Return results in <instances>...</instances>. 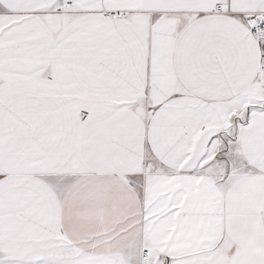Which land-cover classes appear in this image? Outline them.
<instances>
[{
	"label": "crops",
	"instance_id": "obj_1",
	"mask_svg": "<svg viewBox=\"0 0 264 264\" xmlns=\"http://www.w3.org/2000/svg\"><path fill=\"white\" fill-rule=\"evenodd\" d=\"M256 13L264 0H0V264H134L141 246L264 264V107L237 134L246 171L211 173L264 98Z\"/></svg>",
	"mask_w": 264,
	"mask_h": 264
},
{
	"label": "rangeland",
	"instance_id": "obj_2",
	"mask_svg": "<svg viewBox=\"0 0 264 264\" xmlns=\"http://www.w3.org/2000/svg\"><path fill=\"white\" fill-rule=\"evenodd\" d=\"M259 107H264V98H257V99H252L249 100L248 102H245L243 104L244 111L240 110L239 113H237L232 119V127L234 130V142L232 143V147L230 150L231 154V163H228L226 165H217L216 167H213L211 169L212 176L215 178V180L221 184H226L232 177H234L236 174H239L241 172L246 171L247 167L246 164L244 163L243 159L241 156L238 154V149H237V143H236V138L239 129L243 125L248 113L256 108ZM229 153V152H228ZM147 169L143 170L142 173H138L135 176V182L141 186L142 189H144L147 179L152 177V172L153 171L151 167H146ZM228 169V170H227ZM155 171V170H154ZM140 247V246H139ZM150 249L147 246H141V249ZM139 249V253L141 251ZM152 252V251H151ZM153 254V253H152ZM154 260L151 264H164V261L156 254L154 253ZM139 255L137 256L138 260ZM136 263V262H135Z\"/></svg>",
	"mask_w": 264,
	"mask_h": 264
},
{
	"label": "built area",
	"instance_id": "obj_3",
	"mask_svg": "<svg viewBox=\"0 0 264 264\" xmlns=\"http://www.w3.org/2000/svg\"><path fill=\"white\" fill-rule=\"evenodd\" d=\"M68 5L71 6V4H68ZM214 11L220 12V13L228 12V10H225L221 4L215 5ZM121 15H122V12H118V11L110 12L111 17H119ZM251 17L252 16H249V18ZM263 27H264V13L253 14V20L249 22V28L251 29V31L256 35H259L261 34ZM154 257L155 256L154 254H152L150 249L148 248L141 249L139 253L138 261L135 264H151L154 260Z\"/></svg>",
	"mask_w": 264,
	"mask_h": 264
},
{
	"label": "bare ground",
	"instance_id": "obj_4",
	"mask_svg": "<svg viewBox=\"0 0 264 264\" xmlns=\"http://www.w3.org/2000/svg\"><path fill=\"white\" fill-rule=\"evenodd\" d=\"M135 264V263H134Z\"/></svg>",
	"mask_w": 264,
	"mask_h": 264
}]
</instances>
